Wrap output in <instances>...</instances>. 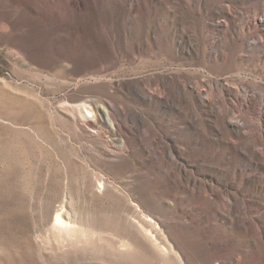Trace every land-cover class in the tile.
Wrapping results in <instances>:
<instances>
[{
  "label": "rangeland",
  "instance_id": "1",
  "mask_svg": "<svg viewBox=\"0 0 264 264\" xmlns=\"http://www.w3.org/2000/svg\"><path fill=\"white\" fill-rule=\"evenodd\" d=\"M0 264H264V0H0Z\"/></svg>",
  "mask_w": 264,
  "mask_h": 264
},
{
  "label": "bare ground",
  "instance_id": "2",
  "mask_svg": "<svg viewBox=\"0 0 264 264\" xmlns=\"http://www.w3.org/2000/svg\"><path fill=\"white\" fill-rule=\"evenodd\" d=\"M176 168L181 174L183 173V169L181 167L176 166ZM54 221H55V226L59 230L65 232V231L70 229L69 223L63 218L62 214H60V213L55 214ZM143 224H148V221L145 219L143 221ZM151 239H152V242H153L154 246L158 250L163 251V246H161V244L157 243L155 239H153V238H151Z\"/></svg>",
  "mask_w": 264,
  "mask_h": 264
},
{
  "label": "snow or ice",
  "instance_id": "3",
  "mask_svg": "<svg viewBox=\"0 0 264 264\" xmlns=\"http://www.w3.org/2000/svg\"><path fill=\"white\" fill-rule=\"evenodd\" d=\"M101 188H103V185H101Z\"/></svg>",
  "mask_w": 264,
  "mask_h": 264
}]
</instances>
